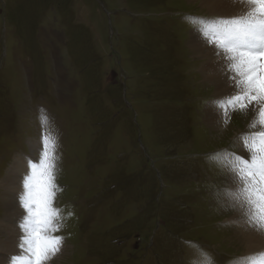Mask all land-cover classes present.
I'll use <instances>...</instances> for the list:
<instances>
[{
	"label": "rangeland",
	"instance_id": "1",
	"mask_svg": "<svg viewBox=\"0 0 264 264\" xmlns=\"http://www.w3.org/2000/svg\"><path fill=\"white\" fill-rule=\"evenodd\" d=\"M190 16L215 18L195 0H0V220L19 222L3 181L52 132L65 248L49 264H198L193 245L212 264L245 254L210 154L242 155L252 115L207 126L233 88L200 82Z\"/></svg>",
	"mask_w": 264,
	"mask_h": 264
},
{
	"label": "snow or ice",
	"instance_id": "2",
	"mask_svg": "<svg viewBox=\"0 0 264 264\" xmlns=\"http://www.w3.org/2000/svg\"><path fill=\"white\" fill-rule=\"evenodd\" d=\"M247 10L229 17H187L198 25L205 46L214 49V55L223 61L222 71L231 81L232 94L215 103L224 113L227 124L231 113H253L241 141L247 156L228 149L210 154V159L221 163L229 174L231 187L221 192L226 206L238 213L237 223H243L264 235V0H235ZM41 126L49 121L41 113ZM57 140L52 132L41 133L39 157L26 161V174L19 193V206L23 210L18 223L19 253L10 258V264H49L64 243L55 235L61 229L56 223L60 210L55 208ZM191 244V242H188ZM198 264H212L211 257L199 245ZM233 264H264V250L235 258Z\"/></svg>",
	"mask_w": 264,
	"mask_h": 264
},
{
	"label": "bare ground",
	"instance_id": "3",
	"mask_svg": "<svg viewBox=\"0 0 264 264\" xmlns=\"http://www.w3.org/2000/svg\"><path fill=\"white\" fill-rule=\"evenodd\" d=\"M196 1L199 2L201 7L205 9L208 15L214 17L236 16L247 10L242 4L236 3L235 0H195V2ZM188 44V48L190 50V53L192 54L189 59L193 60L192 64H195V69L196 71H198L197 75L199 76L200 82H203L204 84H207L208 82L213 83L216 86V92H218V95L228 89L230 92H232V86L231 84L229 85L231 81L227 83L226 81H228V79L224 80V78H222L225 74L224 71H222V59L217 55H214V49L211 46H205L203 38L198 30L192 33L190 39L188 40ZM217 100L219 99L217 98ZM217 100H214L208 105L205 113V121L208 127L212 125L214 126V129H218L217 127L222 129L220 120H222L224 113H222L217 107L215 103ZM249 113L252 115V120L253 113L251 111H249ZM221 114L223 115L221 116ZM227 126L228 125H224L222 131L225 129V127L227 128ZM239 140V147L241 148L242 155L247 156V153L244 151V148L242 146V141L241 139ZM34 146H36L35 143ZM19 159L20 160L17 159L14 166L10 169L12 173L9 174L7 179L3 181V185H5V189L7 188V191L8 189L12 191L11 197L13 202L10 201V204L8 206L12 208V211L14 208H16V211H18L16 213H19V215L22 217L23 210L19 206L18 196L22 190V181L27 171L26 161L28 160V158L20 157ZM11 202L14 204L12 205ZM10 207L8 208L11 211ZM17 219H19V221L21 220V218L19 217H17ZM238 219L239 216L236 212L235 216H232L228 222L234 224L238 228L236 229V233H238L236 234V236L237 239H242L243 241V249H245L244 255H249L251 253L264 250V235L255 232L243 223H237L236 221ZM11 223L9 220V215L6 214L5 217L0 220V229H4V231L1 232L4 237V241L0 242V264H10V258L13 255H17L19 253V248L17 247L20 235L18 228L19 222L15 224V228H11ZM64 248L65 247L62 246L61 251ZM61 251L57 254L63 253ZM52 258H54V256Z\"/></svg>",
	"mask_w": 264,
	"mask_h": 264
}]
</instances>
